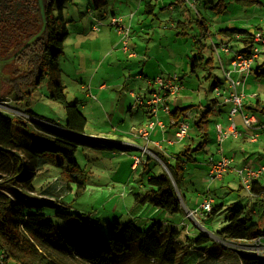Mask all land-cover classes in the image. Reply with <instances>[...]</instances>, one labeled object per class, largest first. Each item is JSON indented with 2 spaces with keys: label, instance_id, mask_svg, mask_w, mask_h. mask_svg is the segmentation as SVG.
I'll return each mask as SVG.
<instances>
[{
  "label": "rangeland",
  "instance_id": "rangeland-1",
  "mask_svg": "<svg viewBox=\"0 0 264 264\" xmlns=\"http://www.w3.org/2000/svg\"><path fill=\"white\" fill-rule=\"evenodd\" d=\"M148 2L155 4V13L143 14L142 5L144 6ZM218 2L219 0H199V3L193 1L195 6L192 7L191 1L188 0H108L106 7L107 16L99 19L94 13L88 11L90 0H58L57 6L59 4L62 5L61 10L65 18L69 20L67 29L70 32L66 40L68 46L65 47V55L59 56V63L63 70L60 79L65 85L64 90L68 101L75 102L76 99H79V107L84 106V112L88 117L86 133L94 130L96 125H100L98 121L104 124L109 122L105 112L109 113L115 121L117 116L130 121L131 115L130 111L126 110L125 99L122 97L119 101V96L125 88H140L148 77L155 78L156 76L169 75L167 73L171 75L176 73L182 76L183 81L186 80V82L183 83L182 90L180 89L178 93L168 97L169 107L174 109L177 106H191V110H187V120L190 126L193 125V116L200 113L199 105L211 108L208 140L204 143L203 149L192 152L194 156L197 157L198 161H202L204 157H207V162L211 156L215 159L222 156L221 153L217 152V149H222L226 153L227 149L230 152L233 151L234 147L230 148L226 140L221 146L218 145L216 122H222L224 129H226L227 125L224 123L226 119H224L223 114L218 112V104L213 102L215 98L220 102L223 98L219 97L216 91L211 88V82L215 78L219 79L226 88L223 68L220 64L218 66L217 59L219 53L222 54L223 59L227 56L219 48L217 52H214L213 55L216 60L214 59L215 65L212 67V76L210 77L207 76L208 70L202 65L195 66L194 71H191L190 63H187V57L197 54L199 51H204V57H208L212 53V42L218 41L216 37L217 31L222 27L226 28L231 22H234L237 27L244 26L253 29L258 27L260 29L258 25L261 23L262 28H264V22H262V18H264V0H260V3L249 7L242 6L236 0H224L226 7L224 11H221L223 8L221 3L218 4ZM160 4L161 6L159 7ZM140 6L141 10L138 15L139 17H144V22L131 32L128 38L129 50L126 53L122 50V40L117 35L115 27H109L110 12L115 9L116 12L121 13L125 9L123 15L127 16L130 11ZM182 12H187L190 18V27L176 29L173 24L177 21L185 20ZM58 13L55 10L53 14L57 16ZM94 17H96L95 20ZM98 19L103 24L100 26L102 28L100 37L105 40L103 41L104 46L99 43L101 57L104 56L107 47H110V51L114 52L106 62V65L104 64L101 67V72L109 71V78L114 79L115 86L112 88V93L116 98L115 101L109 102V104H98L100 102L103 103L105 100L103 97H99L96 92H94L95 100L93 98L88 99L86 91L80 88L79 79L81 76L78 74V70L80 68L83 70L88 69L89 56L86 55L87 59L79 56V54L75 58L72 57L75 55L76 49H78L77 46H79L81 37L86 35L89 38L88 45L93 42L96 35L90 32V26L92 23H96ZM203 19L205 23L202 22ZM204 26L208 27L209 32L204 30L202 33H210L211 36L208 37L201 34V28ZM176 32L181 34L177 35L175 34ZM117 41H119V47L114 49L113 45ZM72 44L75 45L72 46ZM202 45H204L203 50L200 49ZM240 47L241 44H239ZM84 49L86 51L90 50L86 46L80 48L82 52L85 51ZM129 51H134L138 56L130 58L128 56ZM233 52L231 50L229 54L231 55ZM96 54L97 52L91 53L92 58L95 59V68L99 66L98 58L95 57ZM263 55L264 53L259 55L255 64L262 63L264 60ZM178 61H181V66H178ZM224 61L226 65H223L229 67L230 63H226V60ZM140 71H143L147 78L142 77V80L137 78ZM182 73L185 74L183 75ZM50 79L46 77L38 85L33 82V78H30V80L23 78L16 83H11L10 81L2 82L0 110L11 117L18 116L26 121H28L26 110H30L38 116L64 124L66 115L63 105L49 97L52 92V81ZM249 79L250 83L246 82L244 86L246 94L244 102L246 100L248 104H255L254 95H259L264 101V80H256L251 73ZM55 80L60 82L58 77ZM85 83H87V78H85ZM121 84L122 88L119 87ZM143 87L137 92H140ZM11 88L13 90H10ZM2 89L3 91H1ZM117 101L120 102V105L122 104V108L118 110H116ZM86 102L92 104H83ZM18 112L23 114L19 115ZM254 113L257 121L260 119L264 122L263 113L259 111ZM29 115L31 118L33 117L31 114ZM141 115L142 110H135V116L132 120L134 121ZM235 122L241 125L240 114L235 116ZM108 125L110 128L112 127L111 122ZM190 128L188 131L194 134L192 127ZM259 134L255 142L232 139L234 141L230 144L235 146L236 149L234 148V153H231L235 161L230 170L237 169L239 165L243 166L244 164L258 163L264 166V130L259 131ZM199 141H195L194 145ZM168 148L173 151V147L168 146ZM132 153L130 152V154ZM130 154L78 147L75 151V159L81 170L72 172L71 167L59 156L56 163L45 164L35 174L32 180L35 193H30L29 195L38 197L40 196L39 193L46 189V197L49 198L51 195V198L59 200L57 207H42V211L50 215L58 227L66 224L67 220L56 216V213H66L72 217L71 221L67 223L72 228L75 225L77 226L78 223L86 225L90 222L92 226L96 227L100 235L108 238L112 234L111 228L115 221L125 222L129 218L136 217L135 221L141 223V228L144 230L148 229L155 221H158L162 224L164 231H168L173 227L179 228L180 239H183L186 234L197 235L203 232L212 241L228 246L233 250H256L252 246L253 242L224 240L218 237L215 234V225L222 226V221H224V217L229 210L233 207H241L244 210L243 215L249 218V221H257L260 227L264 229V191L260 194H251L236 171L231 173L226 171L223 182L219 180L211 181L207 178V175L195 170V167L191 165V167H187L181 184L182 193L185 194L184 198L180 195L182 210L170 213L162 209H154L150 205L142 206L144 208L141 210V206L135 203V194L137 192L144 193L148 190L149 185L146 183L147 176L143 173L141 167L138 170L131 169ZM147 169L154 170V172L149 173L153 177L163 172L161 164L156 159L149 160ZM72 174H75L76 178L83 182L84 187H79L78 183L72 180ZM259 178H261L260 182L264 186V174L259 176ZM204 195L212 196L214 200L216 199V203H222L223 207L215 215L210 216L209 219L199 214V212L189 216L188 213L191 210L197 209L196 200L198 198L203 200L202 196ZM203 201H200L198 206ZM36 203L38 204L39 201H36ZM26 210L34 212L36 206H26ZM140 217L146 220L144 221ZM260 240L261 248L259 250L264 253V237ZM176 244L179 252L184 250L183 248L180 249L179 241ZM185 249L188 250V248ZM203 250V248L190 249L189 252L182 256L181 260H178L177 264H196L203 255ZM70 259L68 257L70 264H93ZM228 263L227 260L223 261V264ZM116 264H159V262L154 258H147L137 253L135 246H133L129 254L117 258Z\"/></svg>",
  "mask_w": 264,
  "mask_h": 264
},
{
  "label": "trees",
  "instance_id": "trees-1",
  "mask_svg": "<svg viewBox=\"0 0 264 264\" xmlns=\"http://www.w3.org/2000/svg\"><path fill=\"white\" fill-rule=\"evenodd\" d=\"M54 1L56 4L58 0ZM236 1L245 7L260 3V0ZM107 3L108 0H90L89 10L103 17L107 13ZM61 9L62 5L59 4L58 15H52L48 20L47 45L40 63L41 68H45L46 74L38 75L35 82L38 85L46 77L51 78L52 92L49 97L63 105L65 123L59 124L54 121L51 123L52 120L46 118H41L46 122L37 118H29L26 121L11 117L0 110V264H70L68 257L71 258L70 260L93 264H116L117 258L129 254L133 246L137 253L147 258H154L159 264H177L184 254L194 248L204 249L203 255L196 264H223L226 260L228 264H264V253L233 250L212 241L203 232L197 235L186 234L180 239L179 228L173 227L164 231L158 221L144 230L141 228V223L135 221L136 217L129 218L125 222L115 221L111 228L112 234L108 238L100 235L90 222L86 225L78 223L72 228L67 225L72 217L66 213H56V216L67 220L66 224L58 227L52 217L42 211V207H57L59 200L51 198V195L49 198L46 197V189L39 193L38 197L29 195L35 193L32 186L35 174L45 164L56 163L59 156L71 167L72 172H77L81 170L75 159V151L78 147L108 151H122L125 148L116 142L84 136L86 116L75 103L76 101H68L64 86L55 80L59 71L58 57L63 52V42L69 34L67 29L69 20L65 18ZM258 32L264 36V28L260 27ZM219 33L223 39L216 43L217 48L235 41L240 43L241 47L234 51L233 46L228 44L231 50L235 53L250 54L255 46L257 32H251L247 28H221ZM203 47L204 45L200 49L203 50ZM213 49L211 47L212 53L208 57H204L203 51L190 56L188 63L191 71H194L195 66L202 65L208 70L207 76H212V67L215 65ZM263 53L264 50L260 55ZM218 55L224 64L222 55L220 53ZM255 61L251 66L252 77L258 81L264 80V60L256 64ZM217 64L219 66V59ZM42 70L44 71L43 68ZM178 81H182V77H179ZM219 86L225 88L219 79H213L211 88L215 89ZM254 100L255 104H248L245 100L243 110L254 115L255 111L264 114V101L259 95H254ZM213 102L217 103L218 99L215 98ZM190 108L191 106H177L171 110L169 117L175 122L170 124L176 126L178 122L187 120V110ZM198 108L200 113L193 116V125L190 126L194 134L188 132V136L184 138L187 143L174 154V162L166 163L169 174L165 172L156 176L150 189L144 193L137 192L134 198L137 205L141 207L150 205L154 209H162L170 213L182 210L180 195L185 197L181 184L186 164L191 166L198 162L192 152L203 149L209 136L211 108L200 105ZM258 120L254 126L264 123ZM197 140L200 141L194 145ZM229 156L234 159L232 155ZM257 179L251 181V190H249L251 194H260L264 191V186ZM72 180L76 181L79 187H84L83 182L79 181L75 174H72ZM36 201H39V205ZM26 206H36V210L28 212ZM222 207V203L217 204L214 200L209 211H201L199 214L209 219ZM243 212L241 207L230 209L222 221L223 225L215 227V234L224 240L253 242L252 246H255L254 241L264 237V229L257 221H249ZM178 241L180 249H184L181 252L176 244Z\"/></svg>",
  "mask_w": 264,
  "mask_h": 264
},
{
  "label": "crops",
  "instance_id": "crops-1",
  "mask_svg": "<svg viewBox=\"0 0 264 264\" xmlns=\"http://www.w3.org/2000/svg\"><path fill=\"white\" fill-rule=\"evenodd\" d=\"M188 1H191L192 7L195 6V3H193V1L199 3V0H188ZM220 3H221L222 8H223V9H221V11H224L225 8H226L225 5H224V1H220L219 0L218 4H220ZM107 5H108V3H107ZM160 6H161V4L159 5V7ZM205 7H206V5H205ZM142 8H143V14L155 13V4H151V3L148 2L144 6L142 5ZM140 10H141V6L139 8L137 7L133 11H130L129 15L125 16V15H123L124 12H125V9H123V11H121V13H118V12L115 11V9H112V11L110 12L109 19L111 20V17H112L111 15H113V14H115V15H123L125 23L130 25V34H131V32L133 31V29L135 27H138V25L143 24V22H144L143 21L144 17H139V15H138ZM88 11L92 12V11L89 10V8H88ZM198 12L200 13V11H198ZM107 13L103 17H99L95 13L94 14L97 16V18L103 19L105 16H107ZM182 13H183V16H184L186 21L185 20L184 21H177L176 23H174L173 27L175 26L176 29H178V28H180V29L184 28L185 29V28H189L190 27V18L188 17L187 12H182ZM126 14H128V13H126ZM95 19H96V17H94V20ZM99 19H98V21L96 23H92L91 26H90V32L95 33V35H96L95 39L93 40V42L88 45L89 38L86 35L84 37H81V40L79 42L80 48L83 47V46H86L87 48H90V50L86 51L84 49L85 51L82 52L80 50L79 46H77L78 49H76V53L72 57L75 58L76 55L79 54V56H81V57L83 56V58L87 59L86 55L89 56L90 59H88V60H90V62L88 63V66H89L88 69L86 68L85 70H83V69L80 68L78 70V74L81 76L80 79H79L80 88L83 89L84 91H86V97H88V99L93 98L95 100V97H94L95 93L94 92H96L99 97H103V99L105 100V101H103V103L100 102L98 104H109V102L115 101V98H116V96L112 93V91H113L112 88L115 86L114 85V79L109 78V75H110L109 71L101 72V70H102L101 67L104 64L106 65V62L108 61V59L111 57V55L114 52L110 51V47H107L105 49L104 56L101 57L102 56L101 52H99L101 47H100L99 43H101V45L104 46L103 41H105V40L103 39V37H100L101 33H102V28H100V26L103 25V24H101L99 22ZM110 20H109V27L113 28V26H111V24H110ZM202 22L205 23V20L203 19ZM248 22H249V20H248ZM262 22H264V18H262ZM249 23H251V22H249ZM95 26H97L98 29H95ZM258 26L262 27L261 23ZM232 27L243 28L244 26L237 27V26H235L234 22H231V23H229L227 25L226 28H232ZM203 28H201V34L204 35V36H208V37L211 36L210 33H204V32L202 33V31H204V30H207V32H209V29H208L207 26H204ZM244 28H247L251 32H253V31L257 32V29H258V28L253 29L251 27H249V28L248 27H244ZM219 30L216 33V37L218 38V41L212 42V44H211V47L213 46V48H215V45H216L217 42H221L222 39H223L220 36ZM69 34H70V32H69ZM69 34H68V36H69ZM130 34H129V36H130ZM175 34H177V35L179 34L180 35L181 33L180 32H176ZM183 34H186V33H183ZM117 35H119V34L117 33ZM68 36L66 37V39L63 42V52H62L61 55H65V47L68 46V44H66V40H67ZM231 42H233V41H231ZM230 44L233 46V50L235 51V50H237L239 48V44L240 43L235 42L233 44L232 43H230ZM74 45L75 44H72V46H74ZM118 47H119V41H117V43L113 45L114 49H116ZM218 48L222 50L221 46L218 47ZM218 48H217V50H218ZM123 51L126 52V53L128 52V51H125V50H123ZM230 51H231V49H230ZM230 51H229V53H230ZM93 52H97L95 57L98 58L97 61L99 62V66L96 67V68L94 67L95 59H93L92 55H91V53H93ZM214 52H215V49H214ZM222 52H223V54L225 56H227L224 59V60L227 61L226 63H230V59L232 57V54L235 53V52H233L231 55L229 53L227 54L223 50H222ZM130 53H132V55ZM81 54H83V55H81ZM193 55H195V54H193ZM79 56H78V58H79ZM128 56L130 58H135L138 55L134 51L133 52L129 51ZM189 57L190 56L187 57V63L189 61ZM59 60L60 59L58 57V68H59V71L57 72L56 77L59 78L60 83L63 85V83L61 82V79H60V76H61L63 70H62V68L60 66ZM217 61H218V59H217ZM180 62L181 61H178V63H179L178 66L182 65V63L180 64ZM224 65H226L225 61H224ZM108 67H111V66H108ZM82 74H84V75L82 76ZM167 74L170 75V73H167ZM182 74L184 75L185 73H182ZM121 75H123V73H121ZM176 75L178 77H182V76H179L178 74H176ZM142 77L143 78H147V75H145V73L143 71H140L138 73L137 78L142 80ZM85 78H87V83H85ZM149 80H150L149 77L147 78V80L146 79L144 80L143 84L141 85V87H143V86L144 87L141 89L140 92H137V91H139V89L141 87L140 88L133 87L132 89H126L125 85H124L125 89L123 90V92H121V94L119 96V101L122 99V97L125 99V103L127 104L126 110L130 111L131 119H130V121H127V119H123V117L117 116L116 117V121H115V120H113V118L110 116L109 113L105 112L107 117L109 118V122L108 123L110 124V122H111V124H112L111 128L109 127L108 123L104 124V123H101L100 121H98L100 123V125H96L94 130L89 131L88 133H86V126L88 124V117H87L86 113L84 112V106L83 107H79V105H78L79 102H80L79 99H76V102H75V103H77L78 107L84 113V115L86 116V119H87L86 125L84 127L83 135L84 136H88V137L92 136V138L101 139L103 141L105 140V141H110V142H116V143H119V144H121V145H123L125 147L124 150H122V151H111L112 153H120V154H124V153L127 154L128 153V154H130V152H133L132 154H130L131 169L132 170H138L140 167L143 169V173H145L146 176H147L146 177V180H147L146 183L149 185L148 189L151 188V184H152V182H154V179L156 178L155 176H158V175H160L162 173H165V172L169 173V170H168V168L166 166V163L174 162V157H175L174 154H176L178 151H180L183 148V145L187 143V142H185V139L182 140L183 142L182 141H177L175 139V131H176L177 127L170 124L171 120H170L169 114H165V113H161V112L159 114V118L165 124V127H164L163 130L159 126H156V128L154 130H152V132L149 135L148 139H145L144 137H141V136L135 134L136 131L139 128L143 127L151 118H153V116H152V114L150 112L149 106L145 103V101L149 97V92H150V86L148 84ZM249 80L250 79L248 77L247 80H246V82L248 84L250 83ZM184 82H186V80L183 81V79H182V81H180L181 88H183V83ZM63 86L65 88V85H63ZM119 87L122 88L123 87L122 84ZM1 88H2V85H1ZM1 91H3V89ZM244 91H245V88H244ZM245 97H246V94H245ZM119 101H117L118 103H117V106H116V110L122 108V106H121L122 104L120 105ZM167 102H168V100H167ZM83 104H92V103L86 102V103H83ZM217 104H218V112L223 114L224 119H226L224 123H226V125H227L228 124V122H227V112H228V109L230 108L231 104L223 102V99L221 100V102L218 101ZM137 109L142 110V115L139 118H136L133 121L132 118L135 116V110H137ZM170 110H173V109H171V107H170ZM29 111L26 110V112L28 114L27 115L28 119L31 118L30 115H29V114H31V116L33 115V117H32L33 119L37 118L39 120H42V121L46 122L45 120L41 119V118H45V117L38 116V115L34 114L32 111L31 112H29ZM18 114L20 115V114H23V113L18 112ZM14 117L15 118H21V117H18V116H14ZM46 119H48V118H46ZM49 120H51V119H49ZM50 122L52 123L53 120L50 121ZM51 123H49V124H51ZM216 123H220V121H218ZM221 124H223V123L221 122ZM242 124L243 123H241V125L237 124L238 129L242 132V135L239 138H236V139H242V140H245V141L255 142V141H257V136L260 135L259 131L264 130V123H262L260 125L257 124V125H255L256 127L253 126V127H250V128L246 127V126H244V124L243 125ZM232 139H235V138H232V136H231V137L227 138L226 141L228 142V146H230V148L234 147L236 149L235 146H233V145L231 146V144H230L232 141H234ZM226 141L224 140L223 143H225ZM168 146L169 147H173L172 148L173 151L169 150ZM234 148L232 149L233 151H234ZM233 151L230 152L229 149H227V153L224 151L223 154L229 156V155H231V153H234ZM136 157L140 158V162L139 163L135 162V158ZM206 158L207 157H204V159L202 161H198L196 163H193V166L195 167V170H197L199 172H202L205 175H207V171H208V162H206ZM150 159H156L161 164V166L163 168V172L162 173H159V174L155 175L154 177L149 174V173L154 172L153 169H151V170L147 169V165L149 164V160ZM234 161H235V158H234ZM245 165L254 168V167H257L259 164L258 163H253L251 165L244 164L243 166H245ZM187 167L189 168L191 166L189 164H186V168L185 169H187ZM239 167H242V166L239 165ZM232 171H235V168L233 170H228V172H230V173ZM258 179H259V182H260L261 178H258ZM218 180L223 182L225 180V176L223 175V177L221 179H218ZM210 186H212V184H210ZM204 196H202L203 199H204ZM196 201H197V207H198V203L200 201H202V200L198 198ZM215 202H216V199H215ZM143 208L141 207V210ZM141 219H143V218H141ZM218 226L219 225H215L216 228Z\"/></svg>",
  "mask_w": 264,
  "mask_h": 264
},
{
  "label": "built area",
  "instance_id": "built-area-1",
  "mask_svg": "<svg viewBox=\"0 0 264 264\" xmlns=\"http://www.w3.org/2000/svg\"><path fill=\"white\" fill-rule=\"evenodd\" d=\"M111 26L115 27L117 33L122 40V49L125 51L129 50L128 38L130 34V25L126 24L122 15H113L110 20ZM95 29H98L95 26ZM222 50L227 54L230 51L228 44H222ZM264 50V36L257 32L255 34V46L252 48L250 54L235 53L233 58L230 60V66L225 67L220 57L219 63L222 66L224 78L226 80V88L215 87L216 94L223 98V102L230 103L231 106L227 112V127L223 128L221 123H216L215 128L217 132L218 145H222L224 140L229 137L239 138L242 132L238 129L237 123L235 122V116L240 114L241 121L246 127H253L257 121L256 116L252 113L245 112L243 110V103L245 99L244 86L249 74L251 73L252 63L259 57L260 53ZM217 52V47L215 46ZM132 55V53H130ZM179 77L176 74H170L167 76H156L150 78L148 84L150 86L149 97L145 103L149 106L150 112L153 116L143 127L136 131V135L149 138L152 130L159 126L162 130L165 127L164 122L159 118V114L165 113L170 114V107L168 105V97L178 93L181 89V84L178 81ZM171 122L175 121L171 119ZM177 129L175 131V139L182 141L187 135L190 128V124L187 120H182L177 123ZM146 150V149H145ZM217 152L221 153L222 156L215 159L213 156L209 158L207 178L211 181L221 179L224 173L231 169L234 159L228 155L223 154L222 149H217ZM135 162L139 163L140 158L136 157ZM236 173L240 175L241 181L244 183L248 190H251V181L259 178L264 174V166L250 167L242 166L235 169ZM204 200V201H203ZM203 203L197 207L196 210H191L188 215L193 216L195 213H201V211H209L214 202V199L210 195H205ZM201 201V202H202ZM260 238L254 241L255 246L253 251L261 254L259 249Z\"/></svg>",
  "mask_w": 264,
  "mask_h": 264
},
{
  "label": "flooded vegetation",
  "instance_id": "flooded-vegetation-1",
  "mask_svg": "<svg viewBox=\"0 0 264 264\" xmlns=\"http://www.w3.org/2000/svg\"><path fill=\"white\" fill-rule=\"evenodd\" d=\"M0 0V84L46 74L40 63L46 50L54 0ZM43 9L46 17L44 29ZM10 90H13L11 88Z\"/></svg>",
  "mask_w": 264,
  "mask_h": 264
},
{
  "label": "water",
  "instance_id": "water-1",
  "mask_svg": "<svg viewBox=\"0 0 264 264\" xmlns=\"http://www.w3.org/2000/svg\"><path fill=\"white\" fill-rule=\"evenodd\" d=\"M40 2L42 3V1L40 0ZM43 20H44V29L46 28V17H45V13H44V9H43ZM0 89H1V84H0Z\"/></svg>",
  "mask_w": 264,
  "mask_h": 264
}]
</instances>
